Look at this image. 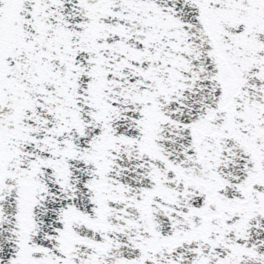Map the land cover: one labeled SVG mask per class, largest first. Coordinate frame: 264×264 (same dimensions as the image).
<instances>
[{
  "label": "snow or ice",
  "instance_id": "snow-or-ice-1",
  "mask_svg": "<svg viewBox=\"0 0 264 264\" xmlns=\"http://www.w3.org/2000/svg\"><path fill=\"white\" fill-rule=\"evenodd\" d=\"M0 264H264V0H0Z\"/></svg>",
  "mask_w": 264,
  "mask_h": 264
}]
</instances>
